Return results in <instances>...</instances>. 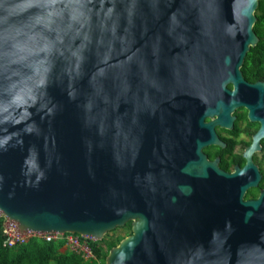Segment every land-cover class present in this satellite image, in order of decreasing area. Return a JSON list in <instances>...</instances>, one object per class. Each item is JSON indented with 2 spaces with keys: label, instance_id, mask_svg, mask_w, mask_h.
Wrapping results in <instances>:
<instances>
[{
  "label": "water",
  "instance_id": "1",
  "mask_svg": "<svg viewBox=\"0 0 264 264\" xmlns=\"http://www.w3.org/2000/svg\"><path fill=\"white\" fill-rule=\"evenodd\" d=\"M261 1L0 0L9 231L100 243L130 224L104 264H264L256 183L166 165L181 138L213 142L203 120L239 83Z\"/></svg>",
  "mask_w": 264,
  "mask_h": 264
},
{
  "label": "flooded vegetation",
  "instance_id": "2",
  "mask_svg": "<svg viewBox=\"0 0 264 264\" xmlns=\"http://www.w3.org/2000/svg\"><path fill=\"white\" fill-rule=\"evenodd\" d=\"M259 10L260 2L253 27L257 45L264 33L263 25H257ZM240 75L239 83L235 79L227 84L229 96L213 101L208 107L213 113L204 118L203 124H211L213 142L197 148L181 138L177 158L167 153L166 165L175 163L182 169H198L204 164L216 176L220 173L235 177L240 186L256 183L243 195V201H255L264 192V60L247 59L246 55ZM181 178L185 182L191 180Z\"/></svg>",
  "mask_w": 264,
  "mask_h": 264
},
{
  "label": "trees",
  "instance_id": "3",
  "mask_svg": "<svg viewBox=\"0 0 264 264\" xmlns=\"http://www.w3.org/2000/svg\"><path fill=\"white\" fill-rule=\"evenodd\" d=\"M264 1L260 2V16L257 25L264 27ZM264 60V33L261 41L247 54V59ZM3 220L0 219V264H97L92 260H85L79 253L64 249V242L60 240L46 242L43 238H31L25 244L12 248L4 247L5 237L2 231ZM124 231V236L118 235ZM131 234L130 224L117 229L100 243L88 241L91 251L101 264H104L108 252L116 247L124 238Z\"/></svg>",
  "mask_w": 264,
  "mask_h": 264
},
{
  "label": "built area",
  "instance_id": "4",
  "mask_svg": "<svg viewBox=\"0 0 264 264\" xmlns=\"http://www.w3.org/2000/svg\"><path fill=\"white\" fill-rule=\"evenodd\" d=\"M0 219L3 220L2 231L5 237L4 247L12 248L18 245L25 244L31 238H43L46 242L60 240L64 242L65 249L82 254L85 260H92L95 261L97 264H101V262L97 260V258L91 251V248L88 243L89 240L87 239L80 238L77 235L59 236L57 234L40 235L27 233L22 236L9 231V229L7 228V218L0 215Z\"/></svg>",
  "mask_w": 264,
  "mask_h": 264
},
{
  "label": "rangeland",
  "instance_id": "5",
  "mask_svg": "<svg viewBox=\"0 0 264 264\" xmlns=\"http://www.w3.org/2000/svg\"><path fill=\"white\" fill-rule=\"evenodd\" d=\"M118 235H121V236H124V234H125V232L124 231H119L118 230V233H117Z\"/></svg>",
  "mask_w": 264,
  "mask_h": 264
},
{
  "label": "crops",
  "instance_id": "6",
  "mask_svg": "<svg viewBox=\"0 0 264 264\" xmlns=\"http://www.w3.org/2000/svg\"><path fill=\"white\" fill-rule=\"evenodd\" d=\"M65 250V248L63 249V251Z\"/></svg>",
  "mask_w": 264,
  "mask_h": 264
}]
</instances>
